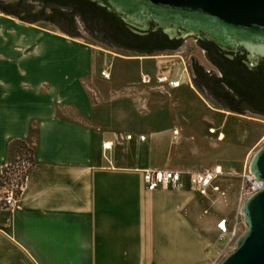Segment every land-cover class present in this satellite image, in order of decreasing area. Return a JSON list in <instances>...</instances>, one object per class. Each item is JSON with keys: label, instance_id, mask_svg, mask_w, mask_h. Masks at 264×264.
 Masks as SVG:
<instances>
[{"label": "crops", "instance_id": "obj_1", "mask_svg": "<svg viewBox=\"0 0 264 264\" xmlns=\"http://www.w3.org/2000/svg\"><path fill=\"white\" fill-rule=\"evenodd\" d=\"M42 69L47 71L38 72ZM83 75L76 62H0V171L12 139L28 142L35 161L18 208L0 210V264L155 263L177 259L182 243L187 254L212 230L221 239L217 224L225 220L229 229V208L202 220L204 196L187 185L148 191L143 171L225 167L226 148L216 144L224 134L215 132L222 116L181 108L160 115L169 120L166 125L146 131L124 121L104 135L66 115L71 116L70 109L93 115ZM177 102L201 106L192 96ZM205 121L215 127L203 129ZM109 141L112 147L106 150L103 143ZM205 223L210 230L204 231Z\"/></svg>", "mask_w": 264, "mask_h": 264}, {"label": "rangeland", "instance_id": "obj_2", "mask_svg": "<svg viewBox=\"0 0 264 264\" xmlns=\"http://www.w3.org/2000/svg\"><path fill=\"white\" fill-rule=\"evenodd\" d=\"M52 35L61 36L67 42ZM28 46L31 49L37 46V49L31 53ZM44 46L51 51H44ZM74 46L77 49L70 50ZM7 60H25L35 64L64 61L79 64L84 72L81 79L83 92L93 109V115L84 117L71 109V116L66 115L98 128L104 135L115 130L114 125L124 121L132 122L129 124L132 129L141 128L146 131L161 124L166 125L169 120L160 119V115L171 111L177 114L181 108L220 114L224 123L215 132L224 134V138L216 144L221 146V150L226 148L227 164L223 166L225 175L222 182L216 184L219 191L204 196L206 201L201 204L200 213L202 220H208L213 212L229 208V229L221 239L211 229L209 234H205L206 242L196 243L187 254L182 243L179 245L177 259L155 263L219 264L236 247L246 229L240 214V207L245 201L241 198V190L247 186L245 174L249 171V162L264 144V117L249 112L232 113L201 94L199 82L194 80L192 63L196 60L206 70L210 69V65L193 39L184 38L182 46L174 51L138 54L109 47L94 36L71 37L41 22L26 23L0 9V62ZM45 71L42 69L38 72ZM102 71L110 73V78H104ZM171 82H179V86L172 87ZM182 95L196 98L201 106L178 103ZM212 127L215 126L209 121L202 125L203 129ZM118 135L125 137L131 134ZM205 224L204 231L210 230L208 223Z\"/></svg>", "mask_w": 264, "mask_h": 264}, {"label": "water", "instance_id": "obj_3", "mask_svg": "<svg viewBox=\"0 0 264 264\" xmlns=\"http://www.w3.org/2000/svg\"><path fill=\"white\" fill-rule=\"evenodd\" d=\"M12 1H2L0 6ZM91 1L113 12L137 34H145L151 24L165 28L171 37L179 29L184 37L195 41L203 56L196 38L213 42L222 50L245 53L250 64L264 61V0ZM40 22L60 30L54 24ZM77 27L78 36H92L79 20ZM200 90L207 96L202 85ZM248 172L256 180L264 181V144L252 156ZM240 214L246 229L236 247L219 264H264V188L245 199Z\"/></svg>", "mask_w": 264, "mask_h": 264}, {"label": "trees", "instance_id": "obj_4", "mask_svg": "<svg viewBox=\"0 0 264 264\" xmlns=\"http://www.w3.org/2000/svg\"><path fill=\"white\" fill-rule=\"evenodd\" d=\"M2 1L7 0H0V2ZM4 5L0 6V9L7 15H12L20 21L30 24L40 21L54 24L71 37H78L79 35L77 27V20H79L83 29L100 42H108L113 45L126 44L132 48L136 42L143 39V36L133 32L113 12H109L105 7L91 0H13ZM36 5H38V9H36ZM180 45L181 43L175 45L173 49H177ZM192 71L194 80L203 86L204 68L194 61ZM225 85L228 92L233 94L232 96L239 99L243 97L242 92L236 90L231 82L227 81ZM18 158L28 163L26 170L22 171L17 179L18 186H24L35 161L33 148L22 139H12L9 142L8 157L0 171V185L3 175H6L10 165L19 161Z\"/></svg>", "mask_w": 264, "mask_h": 264}, {"label": "flooded vegetation", "instance_id": "obj_5", "mask_svg": "<svg viewBox=\"0 0 264 264\" xmlns=\"http://www.w3.org/2000/svg\"><path fill=\"white\" fill-rule=\"evenodd\" d=\"M141 36L143 39L136 42L132 48L126 44L101 43L127 52L150 55L177 50L181 45L177 49H173L174 46L182 44L184 38L188 37H184L183 31L179 29L171 37L165 32V28L154 24ZM196 41L210 65V69H204L203 77V88L208 98L232 113L249 112L264 117V61L250 64L245 53L222 50L213 42L201 38H196ZM227 81L242 92L241 99L228 92L225 85Z\"/></svg>", "mask_w": 264, "mask_h": 264}, {"label": "built area", "instance_id": "obj_6", "mask_svg": "<svg viewBox=\"0 0 264 264\" xmlns=\"http://www.w3.org/2000/svg\"><path fill=\"white\" fill-rule=\"evenodd\" d=\"M101 75L108 79L110 73L102 71ZM172 87H177L179 82H171ZM131 135L125 136L124 139L130 140ZM141 141L145 140V136H140ZM123 140V137H120ZM112 142H104L103 148L111 149ZM19 160V158H18ZM28 163L19 160L16 163L10 165L6 175H3L0 185V210L12 213L18 208L21 186H18L17 179L21 175V172L26 170ZM225 175V171L221 165H215L212 167H203L200 169L188 168L184 170L174 169H145L143 171V180L145 188L148 191H154L157 189H173L181 190L189 186L192 190L202 196H206L210 192H218L219 187L215 184L216 180ZM247 186L241 190V198L246 199L251 194L264 188V181L256 180L249 172L245 174ZM217 227L222 233L227 231L225 220L220 221Z\"/></svg>", "mask_w": 264, "mask_h": 264}, {"label": "bare ground", "instance_id": "obj_7", "mask_svg": "<svg viewBox=\"0 0 264 264\" xmlns=\"http://www.w3.org/2000/svg\"><path fill=\"white\" fill-rule=\"evenodd\" d=\"M179 86V85H178ZM211 132H213L214 130L212 129V130H210Z\"/></svg>", "mask_w": 264, "mask_h": 264}]
</instances>
